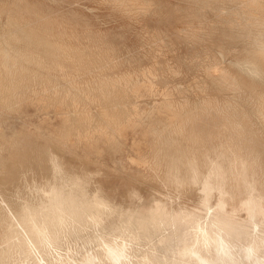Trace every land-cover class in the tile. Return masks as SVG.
Masks as SVG:
<instances>
[{"label": "rangeland", "instance_id": "1", "mask_svg": "<svg viewBox=\"0 0 264 264\" xmlns=\"http://www.w3.org/2000/svg\"><path fill=\"white\" fill-rule=\"evenodd\" d=\"M263 76L264 0H0V264L264 237Z\"/></svg>", "mask_w": 264, "mask_h": 264}, {"label": "bare ground", "instance_id": "2", "mask_svg": "<svg viewBox=\"0 0 264 264\" xmlns=\"http://www.w3.org/2000/svg\"><path fill=\"white\" fill-rule=\"evenodd\" d=\"M247 61L250 62V64L258 70V72L260 71L263 74L262 69L255 59ZM252 74H255V71ZM62 199L65 200V198ZM57 200L59 199L57 198ZM58 202L56 201V203ZM71 204L72 202H68V205ZM57 206L60 205L57 204ZM57 208L55 209V214H65L62 206H60V209L58 210ZM56 218L60 219V217ZM51 220L54 222L53 218ZM52 221H49L48 225H43L40 228L35 227V230L37 231V241L44 245H50V254L46 255L47 257H45L43 251L38 247L35 240L30 239L29 246L24 251L23 256L21 255L19 256V258L17 256L16 258V255H13L10 257L14 264H67L65 259L69 255L63 253L64 251H61L62 249H66L65 251L67 252V248L57 247V244H55L57 239V236L55 235L58 234L57 230L60 231L64 226H58L57 228V226H55L56 223L54 222L55 224L53 225ZM64 221H66V219ZM211 227L212 226L209 223H207L206 225H204L203 223H196L195 225H193L188 237L185 238L186 241H184L176 251H174L173 253L171 252L172 254H170L168 260L164 261L163 264H235V262H238L240 264H264L263 236H257L253 233H250L249 235L247 234L246 236H241L240 234L234 235L231 233V231H229L227 227L220 226L217 229ZM124 237L125 236H122L121 239H103V241H100L101 248H98V250L100 249L99 251H96L94 253L92 252L93 254L86 253V255H82L81 257L79 256L80 258H78L77 256L78 259H76L72 264H156L151 259V257L153 256L152 251V256H150V254H144L142 259L140 258L135 260L134 251L130 246L131 242L128 238ZM131 240L133 242V239ZM149 252L150 251H148L147 253ZM162 256L166 255L162 254Z\"/></svg>", "mask_w": 264, "mask_h": 264}]
</instances>
